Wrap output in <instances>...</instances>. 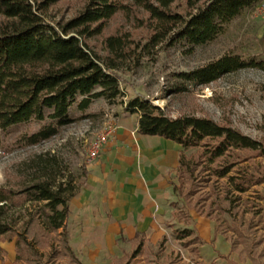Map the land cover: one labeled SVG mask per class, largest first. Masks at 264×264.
Here are the masks:
<instances>
[{
	"label": "trees",
	"instance_id": "1",
	"mask_svg": "<svg viewBox=\"0 0 264 264\" xmlns=\"http://www.w3.org/2000/svg\"><path fill=\"white\" fill-rule=\"evenodd\" d=\"M58 1L0 0V131L30 121L41 122L37 132L20 139L25 147L57 136L63 128L84 117L95 100L102 98L114 104L123 98L114 71L133 59L135 51L129 49L133 41L127 36L106 37L101 45L105 56L88 43L100 36L106 23L117 14L129 18L141 12L146 16L150 36L142 45L135 46L142 49L143 55L159 46L178 45L187 47L190 53L195 47L214 41L229 23L260 0H87L77 16L53 26L45 17ZM251 66L254 65L237 56L224 55L178 77L207 86L224 74ZM74 104L82 114L80 117L69 115ZM124 113L139 115V134L162 137L182 147L176 172L179 178L195 180L196 173H207L206 176L217 180L227 179L231 189L226 191L224 201L232 193L240 196L264 183V177L239 169L229 176L237 164L229 159L243 152L264 157V148L238 130L207 118L169 117L140 97L126 101ZM191 149L201 150L198 160L186 158L185 152ZM30 164L32 173L27 181L16 189L0 187V242L3 238L7 242L14 240L16 262L32 264L30 257H38L39 247L54 249L56 256H68L78 263L68 243L66 224L69 202L83 182L74 185L72 181L58 180L63 177L62 170L56 172L54 163L42 156ZM174 194L183 197L177 186ZM238 200L239 197L235 201ZM27 204H33L30 210H24ZM172 206L175 208L176 203ZM193 209L199 216L211 219V212ZM23 210L25 215H21ZM178 214L175 210L176 218ZM214 231L217 233L216 228ZM52 234L60 238V250L53 247ZM175 235L177 240H186L193 236V231L184 229ZM28 239L33 241L32 245ZM165 241L164 237L161 242ZM22 248L27 252L26 260L21 259ZM140 252L139 243L131 257ZM4 255L0 248V259Z\"/></svg>",
	"mask_w": 264,
	"mask_h": 264
},
{
	"label": "rangeland",
	"instance_id": "2",
	"mask_svg": "<svg viewBox=\"0 0 264 264\" xmlns=\"http://www.w3.org/2000/svg\"><path fill=\"white\" fill-rule=\"evenodd\" d=\"M86 2L59 0L48 9L45 20L53 26L66 22L77 16ZM145 19L141 12L129 18L117 14L106 23L100 36L88 41L101 56L106 55L101 45L108 36H127L133 41L129 46L135 51L133 59L114 71L123 98L111 105L103 99L95 100L83 113L84 117L36 146L25 147L20 139L37 132L41 122L30 121L0 131V187L16 189L22 181H27L32 173L30 161L38 156L54 163L56 172L62 170L63 177L58 180L81 184L88 145L102 129L107 108L115 109L117 126V117L124 113L123 103L134 97L149 101L172 118L195 116L229 126L264 148V0L235 18L214 41L195 47L190 53L187 47L178 45L159 46L143 55L142 49L135 46L142 45L150 36ZM224 55L237 56L254 66L224 74L207 86L178 77ZM69 115L77 118L82 114L74 104ZM200 152L191 149L185 156L196 161ZM229 160L237 163L229 176L239 169L249 175L264 177V157L256 153L243 152ZM206 175L196 173L192 180L179 178L176 174V186L183 196H175L174 200L179 217L163 223L160 238L144 235L140 242L141 252L135 258L131 255L137 245L134 247L123 238L110 258L99 252L89 254L87 258L74 252L77 263L68 256H56L54 249L39 247L38 257L30 258L36 264H264V183L240 196L232 193L228 195L229 200L224 201L226 191L231 189L227 179L217 180ZM237 197L239 200L235 201ZM32 206L27 204L24 210H30ZM193 207L205 214L211 212V219L199 216ZM24 210L21 215L26 214ZM184 229L192 230L193 236L177 240L175 232ZM164 237L166 241L162 243ZM4 239L2 242H7ZM50 240L55 249H61L58 235H50ZM28 243L32 245L33 241L28 239ZM25 251L22 248V260L27 258Z\"/></svg>",
	"mask_w": 264,
	"mask_h": 264
},
{
	"label": "crops",
	"instance_id": "3",
	"mask_svg": "<svg viewBox=\"0 0 264 264\" xmlns=\"http://www.w3.org/2000/svg\"><path fill=\"white\" fill-rule=\"evenodd\" d=\"M138 119L136 113L118 116L114 135L85 165L82 186L69 202L66 224L68 243L76 255L87 258L99 252L110 258L121 238L134 247L144 235L160 238L163 223L175 218L172 204L182 147L139 134ZM0 248L5 252L0 264H24L16 262L14 242H2Z\"/></svg>",
	"mask_w": 264,
	"mask_h": 264
},
{
	"label": "built area",
	"instance_id": "4",
	"mask_svg": "<svg viewBox=\"0 0 264 264\" xmlns=\"http://www.w3.org/2000/svg\"><path fill=\"white\" fill-rule=\"evenodd\" d=\"M125 107L126 102H124L122 105L123 109H125ZM115 114V109L111 107L107 108L106 113L104 114L105 121L103 123L102 129L88 145L85 160L86 164H91L97 158L103 146L107 144L110 138L114 135L117 129V126L115 125Z\"/></svg>",
	"mask_w": 264,
	"mask_h": 264
}]
</instances>
